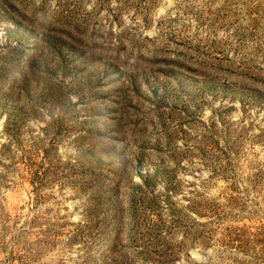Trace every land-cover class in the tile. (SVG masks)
Returning <instances> with one entry per match:
<instances>
[{"label": "rangeland", "instance_id": "1", "mask_svg": "<svg viewBox=\"0 0 264 264\" xmlns=\"http://www.w3.org/2000/svg\"><path fill=\"white\" fill-rule=\"evenodd\" d=\"M0 264H264V0H0Z\"/></svg>", "mask_w": 264, "mask_h": 264}]
</instances>
